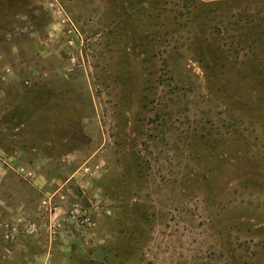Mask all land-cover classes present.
Listing matches in <instances>:
<instances>
[{
    "label": "rangeland",
    "instance_id": "1",
    "mask_svg": "<svg viewBox=\"0 0 264 264\" xmlns=\"http://www.w3.org/2000/svg\"><path fill=\"white\" fill-rule=\"evenodd\" d=\"M0 264H264V0H0Z\"/></svg>",
    "mask_w": 264,
    "mask_h": 264
},
{
    "label": "built area",
    "instance_id": "2",
    "mask_svg": "<svg viewBox=\"0 0 264 264\" xmlns=\"http://www.w3.org/2000/svg\"><path fill=\"white\" fill-rule=\"evenodd\" d=\"M79 211H80L79 204L74 205L72 212L74 213V212H79Z\"/></svg>",
    "mask_w": 264,
    "mask_h": 264
}]
</instances>
